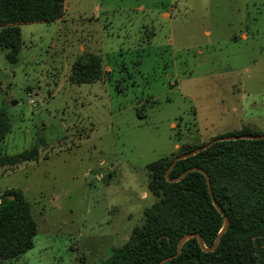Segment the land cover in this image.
Returning a JSON list of instances; mask_svg holds the SVG:
<instances>
[{
  "label": "rangeland",
  "instance_id": "374dc122",
  "mask_svg": "<svg viewBox=\"0 0 264 264\" xmlns=\"http://www.w3.org/2000/svg\"><path fill=\"white\" fill-rule=\"evenodd\" d=\"M62 9L18 24L15 62L0 47L10 123L0 152L36 147L0 165V192L20 188L37 223L32 246L0 264H95L154 201L147 163L243 125L264 133V0H63ZM83 50L100 54L104 72L71 83Z\"/></svg>",
  "mask_w": 264,
  "mask_h": 264
},
{
  "label": "trees",
  "instance_id": "16d2710c",
  "mask_svg": "<svg viewBox=\"0 0 264 264\" xmlns=\"http://www.w3.org/2000/svg\"><path fill=\"white\" fill-rule=\"evenodd\" d=\"M63 0H0V47L8 62L17 60L21 46V22L53 21L62 15ZM99 53L83 50L70 62L67 80L91 82L103 74ZM10 123L5 106H0V142ZM261 133L243 125L230 134ZM221 135H215L217 137ZM210 137L209 139L213 138ZM208 139V140H209ZM181 142L168 156L146 164V187L155 197L143 210L138 224L127 237L112 246L95 264H156L175 251L179 237L198 232L209 246L221 226L222 216L211 202L204 175L189 170L169 181L164 171L172 157L204 144ZM36 155V147L12 154L0 152V165L13 164ZM189 166L208 175L212 196L227 217L225 230L211 250H202L194 236L185 239L176 256L161 264H264V137L234 138L210 142L204 148L175 160L168 177ZM12 194V197H7ZM37 223L20 188L0 192V259L19 255L32 246Z\"/></svg>",
  "mask_w": 264,
  "mask_h": 264
},
{
  "label": "water",
  "instance_id": "95a60500",
  "mask_svg": "<svg viewBox=\"0 0 264 264\" xmlns=\"http://www.w3.org/2000/svg\"><path fill=\"white\" fill-rule=\"evenodd\" d=\"M237 137L238 138H263L264 137V133H258V134H230V135H221V136L213 137V138L207 140L204 144L198 145V146L190 149L189 151L182 152V153H178V154H176V155H174L172 157L171 161L169 162L168 166L166 167V169L164 171L165 178L167 180H169V181H174V180L179 179L185 172H187L189 170H198V171H200L204 175V177H205V181H206V185H207V190H208V193L210 195L211 202L214 205V207L216 208V210L222 216V223H221L220 228L216 232V234H215V236L213 238L212 243L209 246L204 245V243L202 241V237H201V235L198 232H186V233H183L179 237V239H178V241L176 243L175 251L172 254H170V255H166V256L160 258L156 262V264H161L162 262L166 261L167 259H169V258H171L173 256H176L178 254L179 250H180V247H181L182 242L185 239H187L188 237H191V236H194L195 237V239L197 241V244L199 245V247L202 250H211L217 244V241H218L219 236L221 235V233L226 228V225H227V217H226L224 211L218 206V204L216 203V201L214 200V198L212 196V192H211L210 185H209V178H208L207 173L202 168L197 167V166H189V167L185 168L183 171H181L178 175H176L174 177H168V172H169V169L172 166V164L175 162V160H177L179 158H182V157H185V156H188V155H190V154H192V153H194V152H196V151L204 148L210 142L215 141V140H221V139H234V138H237ZM7 197H12V194H7Z\"/></svg>",
  "mask_w": 264,
  "mask_h": 264
},
{
  "label": "built area",
  "instance_id": "2783aa9c",
  "mask_svg": "<svg viewBox=\"0 0 264 264\" xmlns=\"http://www.w3.org/2000/svg\"><path fill=\"white\" fill-rule=\"evenodd\" d=\"M26 95L28 96V102L29 103H33L34 102V99L30 96L31 95V91L29 90H26Z\"/></svg>",
  "mask_w": 264,
  "mask_h": 264
},
{
  "label": "crops",
  "instance_id": "0c3cea01",
  "mask_svg": "<svg viewBox=\"0 0 264 264\" xmlns=\"http://www.w3.org/2000/svg\"><path fill=\"white\" fill-rule=\"evenodd\" d=\"M241 36H242V37H245V34H244V33H242V34H241Z\"/></svg>",
  "mask_w": 264,
  "mask_h": 264
}]
</instances>
